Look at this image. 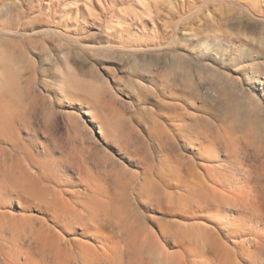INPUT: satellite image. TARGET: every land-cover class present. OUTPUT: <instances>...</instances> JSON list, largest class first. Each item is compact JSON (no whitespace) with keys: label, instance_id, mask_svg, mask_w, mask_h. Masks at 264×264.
<instances>
[{"label":"rangeland","instance_id":"374dc122","mask_svg":"<svg viewBox=\"0 0 264 264\" xmlns=\"http://www.w3.org/2000/svg\"><path fill=\"white\" fill-rule=\"evenodd\" d=\"M93 195L114 264H178L186 232L264 264V0H0V264L99 246L32 201Z\"/></svg>","mask_w":264,"mask_h":264},{"label":"bare ground","instance_id":"6f19581e","mask_svg":"<svg viewBox=\"0 0 264 264\" xmlns=\"http://www.w3.org/2000/svg\"><path fill=\"white\" fill-rule=\"evenodd\" d=\"M100 134H105L103 129ZM203 147V145H201ZM217 179H211V181L220 186L221 178H225L226 174L221 169L213 171ZM216 187H211L210 192L214 191ZM25 191L30 192L31 187ZM214 193V192H213ZM214 197H218V194H212ZM200 194V199L196 202L198 208H209L210 203L208 199ZM213 197V201H218L217 198ZM33 203L45 210L52 212L54 215V224L63 227L65 229L72 227H79L84 230L83 237H87L85 234L91 235L94 233L106 232V227L111 228V234H102V241L98 237L93 238L95 235L91 236L99 246H91L88 244H83L78 241L65 242L63 238L58 236L59 243L56 248H52L50 253L52 254V260L55 261L54 264H114L115 258L122 260L124 257V252L126 251V220L124 217L114 208L115 205L112 201L107 198L100 197L97 195L89 196V198H83L82 200H77L76 202H70L64 198L55 196L49 199H39L32 200ZM218 205L220 203L217 202ZM62 206V207H61ZM79 206L81 209H78ZM173 204L169 205L171 209ZM182 206V205H181ZM58 207V209H57ZM114 208V209H113ZM58 211H60L58 213ZM117 218L119 223H117L114 218ZM119 217V218H118ZM124 226V227H123ZM116 227L118 231L116 232ZM48 231L54 236L56 232L52 228H48ZM202 244L199 241L194 245L191 242V237L188 232L182 234L181 236H174L175 240L179 242L181 250L178 252L179 262L178 264H205L207 261L206 254L215 253V264H235L232 257V251L228 247L220 248V246H209L208 236L205 233L200 234ZM123 244V245H121ZM71 245L76 248L75 253L72 252ZM79 248V250H78ZM188 257L193 258L189 260Z\"/></svg>","mask_w":264,"mask_h":264}]
</instances>
